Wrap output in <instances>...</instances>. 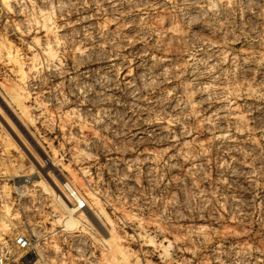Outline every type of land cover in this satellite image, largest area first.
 Returning <instances> with one entry per match:
<instances>
[{
  "label": "rangeland",
  "instance_id": "374dc122",
  "mask_svg": "<svg viewBox=\"0 0 264 264\" xmlns=\"http://www.w3.org/2000/svg\"><path fill=\"white\" fill-rule=\"evenodd\" d=\"M15 229L35 264H264V0H0Z\"/></svg>",
  "mask_w": 264,
  "mask_h": 264
},
{
  "label": "built area",
  "instance_id": "2783aa9c",
  "mask_svg": "<svg viewBox=\"0 0 264 264\" xmlns=\"http://www.w3.org/2000/svg\"><path fill=\"white\" fill-rule=\"evenodd\" d=\"M61 186L70 206L76 211L85 208L84 198L71 184L63 182ZM35 250L31 236L24 231L0 233V264H35Z\"/></svg>",
  "mask_w": 264,
  "mask_h": 264
},
{
  "label": "bare ground",
  "instance_id": "6f19581e",
  "mask_svg": "<svg viewBox=\"0 0 264 264\" xmlns=\"http://www.w3.org/2000/svg\"><path fill=\"white\" fill-rule=\"evenodd\" d=\"M58 199L60 201L61 211L65 217L63 224L66 228H72L76 224L74 218V213L76 210L74 207L67 205L62 199H60V197H58Z\"/></svg>",
  "mask_w": 264,
  "mask_h": 264
}]
</instances>
